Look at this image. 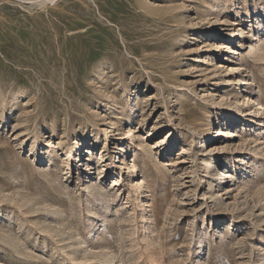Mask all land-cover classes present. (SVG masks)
Listing matches in <instances>:
<instances>
[{
    "label": "rangeland",
    "instance_id": "1",
    "mask_svg": "<svg viewBox=\"0 0 264 264\" xmlns=\"http://www.w3.org/2000/svg\"><path fill=\"white\" fill-rule=\"evenodd\" d=\"M0 264H264V0H0Z\"/></svg>",
    "mask_w": 264,
    "mask_h": 264
},
{
    "label": "bare ground",
    "instance_id": "2",
    "mask_svg": "<svg viewBox=\"0 0 264 264\" xmlns=\"http://www.w3.org/2000/svg\"><path fill=\"white\" fill-rule=\"evenodd\" d=\"M79 152H80V156L83 155V157H82L81 160H79V158H78V159H77V162L81 163V162L84 160V157H85V155H86V150H85V149H82V150H80ZM181 153L184 154L185 152L183 151V152H181ZM221 175H222V177H223V176H224V173L222 172ZM218 183H219V182H218Z\"/></svg>",
    "mask_w": 264,
    "mask_h": 264
}]
</instances>
